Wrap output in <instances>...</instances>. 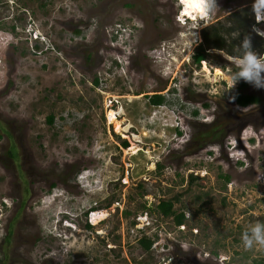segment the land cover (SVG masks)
<instances>
[{
  "label": "rangeland",
  "instance_id": "374dc122",
  "mask_svg": "<svg viewBox=\"0 0 264 264\" xmlns=\"http://www.w3.org/2000/svg\"><path fill=\"white\" fill-rule=\"evenodd\" d=\"M253 3L187 19L179 0H0V264L264 259L241 240L264 223V88L247 83L261 101L240 107L231 79L264 31ZM167 199L183 227L158 210ZM90 207L107 216L87 220ZM146 213L151 251L130 231Z\"/></svg>",
  "mask_w": 264,
  "mask_h": 264
},
{
  "label": "clouds",
  "instance_id": "9594fccd",
  "mask_svg": "<svg viewBox=\"0 0 264 264\" xmlns=\"http://www.w3.org/2000/svg\"><path fill=\"white\" fill-rule=\"evenodd\" d=\"M179 3L183 6L180 12V17L189 16L187 19H190V17L195 18L193 14H197L201 19H205L210 14L215 13L218 9L217 0H179ZM252 11L255 14L257 23L264 22V0H254ZM253 31L258 35H264V31H261L258 28L254 27ZM241 49L242 57L237 62L239 70L231 77L233 87L239 81L243 80L254 88H264V59H261L253 50L252 38L250 35L244 38ZM93 208H89V213L87 210L84 211L85 215H87V220H91V213L94 214L96 212L97 208ZM78 216L79 215L74 216L70 212L63 213V225L65 227H71L74 223L71 217L75 218ZM241 240L246 250H264V223L257 222L250 225L242 233Z\"/></svg>",
  "mask_w": 264,
  "mask_h": 264
},
{
  "label": "trees",
  "instance_id": "16d2710c",
  "mask_svg": "<svg viewBox=\"0 0 264 264\" xmlns=\"http://www.w3.org/2000/svg\"><path fill=\"white\" fill-rule=\"evenodd\" d=\"M247 31L252 32V30L249 27H246ZM79 32V31H77ZM214 37H218V31L214 33ZM221 39V37H220ZM261 44L264 46V37L258 35L255 33V35L252 37V47L254 49V46H258ZM257 48V47H256ZM264 49V48H263ZM207 52L205 49H199L195 55L194 59L198 64H201V61H203L207 57ZM95 83H99V79H95ZM241 88L235 93V100L238 106L240 107H247L251 104H256L261 101V97L259 95H256L254 93H248L244 89L247 87V83L244 81L240 82ZM149 102L153 105H162L165 104L166 102V97L162 94L155 93L153 95H150L149 97ZM208 106V105H207ZM199 110L196 109L193 111V115H198ZM54 120V116L50 115L49 116V121L52 123ZM217 127H212L207 133L208 135L210 134L211 137L217 136L221 132H217ZM2 136L0 135V138ZM123 144L125 147L129 146V143L127 140L123 141ZM13 156L12 150L9 152ZM193 178V177H192ZM194 179V178H193ZM175 203L176 201L173 199H167V200H161V202L157 205L158 210L165 216V217H173L174 222L177 226L183 225L187 219L185 211L177 212L175 209ZM88 228H92V225L89 223L86 224ZM139 242L141 243L142 247L144 248L145 251H150L151 247L154 243V240L150 237H142ZM256 264H264V259L256 261Z\"/></svg>",
  "mask_w": 264,
  "mask_h": 264
},
{
  "label": "built area",
  "instance_id": "2783aa9c",
  "mask_svg": "<svg viewBox=\"0 0 264 264\" xmlns=\"http://www.w3.org/2000/svg\"><path fill=\"white\" fill-rule=\"evenodd\" d=\"M127 174H129L128 171H127ZM148 216L149 215L147 213L145 215H140L138 221H141L142 223L141 222L138 223V221H136L133 227L130 229L131 234L136 236L138 240H140L143 236H146V233H144L145 232L144 227L151 225V221L149 220L150 216L149 217ZM183 225H180V227H183ZM153 240H154V243H153L152 250L153 249L155 250L158 244L160 243V240H155V239ZM156 264H192V263H189L187 260L181 259L179 257L175 258L174 256H162L161 260L158 261Z\"/></svg>",
  "mask_w": 264,
  "mask_h": 264
},
{
  "label": "bare ground",
  "instance_id": "6f19581e",
  "mask_svg": "<svg viewBox=\"0 0 264 264\" xmlns=\"http://www.w3.org/2000/svg\"><path fill=\"white\" fill-rule=\"evenodd\" d=\"M196 15L197 14H193V16H196ZM221 73H222L221 70H219V69L216 70V74H221ZM109 120H110V122L115 123L116 124V127L119 126V125H121L119 123V121L117 120L116 112H114V111H110V113H109ZM106 216H107V213H105V212L103 213V215H101V213L95 212L93 214V223L99 222L98 220H100V218H105Z\"/></svg>",
  "mask_w": 264,
  "mask_h": 264
},
{
  "label": "flooded vegetation",
  "instance_id": "af4514ba",
  "mask_svg": "<svg viewBox=\"0 0 264 264\" xmlns=\"http://www.w3.org/2000/svg\"><path fill=\"white\" fill-rule=\"evenodd\" d=\"M224 129H220V132H223Z\"/></svg>",
  "mask_w": 264,
  "mask_h": 264
}]
</instances>
